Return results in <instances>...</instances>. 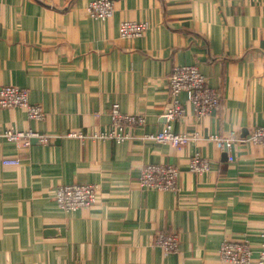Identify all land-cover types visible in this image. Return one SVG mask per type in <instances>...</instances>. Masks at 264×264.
I'll return each mask as SVG.
<instances>
[{
	"label": "crops",
	"instance_id": "1",
	"mask_svg": "<svg viewBox=\"0 0 264 264\" xmlns=\"http://www.w3.org/2000/svg\"><path fill=\"white\" fill-rule=\"evenodd\" d=\"M94 1L0 0V86L28 90L46 115L30 121L22 108L0 110V134L36 135L29 146L0 137V264H226L225 240L256 254L264 150L235 143L220 151L208 138L243 140L264 126V0H112L106 22L90 16ZM123 22L148 31L122 39ZM183 66L221 94L219 111L198 118L182 94L173 132L196 141L180 149L148 142L164 130L167 80ZM115 103L146 124L127 128L122 143L99 141ZM195 156L209 161L208 172L189 171ZM146 165L178 168L180 191L141 189ZM85 184L100 190L90 208L66 213L54 202V188ZM165 231L178 232V254L155 246Z\"/></svg>",
	"mask_w": 264,
	"mask_h": 264
},
{
	"label": "built area",
	"instance_id": "2",
	"mask_svg": "<svg viewBox=\"0 0 264 264\" xmlns=\"http://www.w3.org/2000/svg\"><path fill=\"white\" fill-rule=\"evenodd\" d=\"M88 12L90 16L100 22H106L112 17V0H95L90 3ZM148 31L146 23L123 22L119 25V35L122 39H136L144 36ZM170 106L163 115L164 130L158 133H151L144 136L145 140L158 145H169L180 149L191 142L196 141L197 135L181 134L173 132V123L182 118L184 109L180 96L183 94L185 100L190 104L198 118L210 116L219 111L221 94L212 90L204 75L194 66L176 67L172 70L167 80ZM22 108L30 121L45 120V113L40 106L34 105L29 100V92L26 89L15 86H0V110ZM110 118L109 131L94 138L105 141L111 140L115 143H122L128 139L125 134L127 128H141L146 124L143 115L123 114L118 103L111 104L108 109ZM6 142L29 146L32 133H18L11 129L0 134ZM209 141L213 142L216 149L230 151L233 144H252L264 150V126L255 127L243 140H237L233 136L224 138L218 135L210 136ZM3 166H17L16 159H5ZM189 171L195 175H202L209 171L210 165L207 159L195 156L191 158ZM180 170L168 165H146L139 169L138 182L141 189L145 191H169L178 193L177 180ZM99 187L95 184L60 186L52 190V198L57 206L64 212L69 213L82 208L93 206L99 195ZM156 244L162 249L165 255L178 254L179 234L175 231L158 232ZM262 243L260 250L254 254L252 246L241 240H225L219 248V256L226 264H264V233L260 236Z\"/></svg>",
	"mask_w": 264,
	"mask_h": 264
},
{
	"label": "water",
	"instance_id": "3",
	"mask_svg": "<svg viewBox=\"0 0 264 264\" xmlns=\"http://www.w3.org/2000/svg\"><path fill=\"white\" fill-rule=\"evenodd\" d=\"M34 141H35V142H37L38 140H37V139H35Z\"/></svg>",
	"mask_w": 264,
	"mask_h": 264
}]
</instances>
